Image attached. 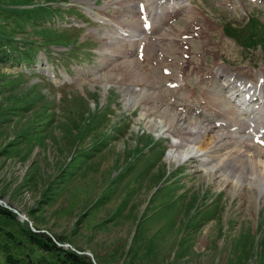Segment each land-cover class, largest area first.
<instances>
[{"label":"rangeland","instance_id":"rangeland-1","mask_svg":"<svg viewBox=\"0 0 264 264\" xmlns=\"http://www.w3.org/2000/svg\"><path fill=\"white\" fill-rule=\"evenodd\" d=\"M137 1L129 0L121 12L118 0H0V198L27 214L37 234L44 231L56 242L89 252L92 256L85 258L97 264H264V195L256 200L233 195L218 176L206 172L229 154L253 161L264 173V158L254 157L264 150L237 144L234 137L243 135L201 117L189 130L195 123L196 129L209 127L211 136L223 134L220 143L226 148L207 168L185 154L171 162V145L180 140L149 126L163 120L161 110L180 113L171 100L183 107L189 103L180 97L187 78L177 68L184 86L170 91L171 96L165 80L174 74L163 78L162 66L152 65L159 58L136 60L142 30L133 12ZM189 1L182 5L191 4L200 19L209 17L213 24L207 23L216 30L209 50H187L193 61L202 56L207 69L213 60L223 64L224 59L227 71L243 72L246 79L264 73L263 1L234 0V7L223 0ZM184 14L176 17L174 28L162 25L157 34L169 28L178 38L181 26L180 34L189 29L188 21H180ZM112 23L132 29L131 36L124 37ZM230 25L237 28L235 38L229 35ZM222 41L221 52L216 46ZM163 48L168 61L173 56L177 63L175 55L181 59L170 42ZM128 61H136V82L122 80ZM187 61L191 65L192 58ZM44 69L56 72L57 83ZM227 77H215L214 86L209 76L203 85L200 76L191 81L235 106L233 95L227 97ZM158 94L161 101H146ZM192 146L184 143L180 150ZM31 226L17 216H0V264H9L8 256L18 264H63L55 250L27 240L23 231Z\"/></svg>","mask_w":264,"mask_h":264},{"label":"bare ground","instance_id":"bare-ground-1","mask_svg":"<svg viewBox=\"0 0 264 264\" xmlns=\"http://www.w3.org/2000/svg\"><path fill=\"white\" fill-rule=\"evenodd\" d=\"M128 1L129 0H118V2L121 3L120 6H122V7H120L121 12L127 11V8H125V5L127 4ZM158 1H165V0H158ZM139 2H144V0H140ZM176 4H179V2H176ZM181 5H179V6H181ZM192 6L195 8V6L193 4H192ZM166 7H167V5H165V7L161 11L162 12L161 17H160L161 25L157 26L156 23H152L151 32H153L155 30H157V31L161 30L162 25H168L169 19H171L173 17L176 18V17H178L179 14H181L183 12H185V14H184V16L182 15L183 17L180 19V21H188L189 29L185 28L183 33L180 34L181 28H183L181 26V28L179 29V32H178V38H175L174 32H173V34L168 33L169 28L172 29V28H174V25H177L178 22L175 21L176 23L173 22L169 25V28L164 29V31L166 30L165 33L161 32L160 34H157V37H154V38H156L155 40H159L158 43L156 42L157 44L155 42H152L151 38H149V40L147 42L145 40H142L140 42L141 43L140 48L143 50L142 62L143 63H145L146 61H147V63L149 61L153 62L152 60H154L153 58H155L153 55L155 52L154 50L162 51V48L166 44V41L170 42L173 46V53L178 51L179 54H181L180 60H181V63L184 62L183 63L184 66L180 65L179 61L177 63L174 62V59H172V62H170V64H167V63L166 64L170 67L177 64L176 66L179 69V73H181V75L183 77L187 78L186 83H185L186 88L188 86H192V91H194L196 93L191 94V91H189L186 94L181 96L182 100L189 101V104H191V106L190 105H184L185 109L183 107V109H184L183 112L187 111L186 114H189V115H186V114L184 115L183 112L173 114L172 113L173 110L170 107L166 108L165 110H163V111L161 110L158 112L160 117L161 118L163 117V120L162 121L161 120L160 121H154V123L152 122L151 125L149 126V129H151L155 133H158L159 135L160 134L164 135L165 132H167V133L173 135L174 137H177L180 140V142H177V143H174L173 145H171L172 156L169 157L171 162L174 159H177L178 154L179 155L185 154L186 156H189V159L195 158V159L199 160L200 162H203L204 166L207 168V165L213 166V163L215 162V160L220 157V155H219V154H221L220 151L222 149H225L227 145H226V143H223V144L220 143V142H223V140L225 139V138L223 139V136H222L223 134H218V135L216 134L217 137H215L214 135L211 136L209 134L210 133L209 127L204 129L203 126L202 127L199 126L196 129V127H197L196 124L201 122L200 117L201 116L216 117V119H222V121L224 122V125L226 127L227 126H236L237 130H239L243 127L242 123H240L238 121L239 116L241 114H247V113L245 111V112H242L240 114L239 110L235 109L236 106H232L230 104L228 105L226 103L227 100L225 99L226 100L225 101L223 99L224 97L222 98V95H219V93L218 94L213 93L214 91L212 90V88L203 87L199 84V82H201V84L205 83L204 82V80H205L204 76H206V75H203V74H211L212 75L214 73L213 74V76H214L218 72L219 73H227L226 68L223 67L222 64H219V62H216L213 60V62L216 66H214V68H209L207 72L200 74L204 70L203 69V61L201 60L202 56H198L200 58V60L197 59V61H193V59H192V62H191V63H193L192 65H190L187 60L182 59V57H183L182 54L183 53L184 54L191 53L187 50L193 49L194 47L195 48L199 47V48H201L200 50H209V48H208L210 46V40L209 39L212 36V34H214V32H216V30L213 29L211 27V25H209L207 23V22H209L210 24H213L210 22V18L209 17H205L204 19L201 18L202 21L199 24V23H197V20H199V18L197 16L198 12L195 11L192 7L189 8V7H187V5H182L181 9L178 8L177 6L168 7V8H166ZM147 10L149 11V8H147ZM170 10L175 15H170L169 14ZM133 12L139 14V12L136 10H134ZM131 27H133V26H131ZM206 28H209V29L204 33ZM194 32L196 33V37L198 39L196 42L201 43L199 46H197L195 41L191 40V38H187V39L181 38L182 34H186L187 37H189ZM203 36H206L207 39L204 40ZM224 43L225 42L222 41V43H220V45H217L216 46L217 50L221 49V52H222V50H224ZM204 44H207L206 47H204ZM115 47L118 50V46L115 45ZM169 50H168V52H169ZM193 51L197 52L196 50H193ZM221 52H217V54H220ZM175 56H177L179 58V55H175ZM166 57L167 56H165V57L163 56L162 58L166 59ZM190 59H191V57H190ZM171 63H173V64H171ZM136 66H137L136 61H131V62L128 61L126 66H123V68H126V72L125 71H124V73L122 72V80L125 79L126 81H129V82H136L134 79L137 77H135L136 75L134 76L133 72H132L134 67H136ZM190 67H192V68H190ZM147 70H150V68H147ZM138 72H140V71H138ZM140 73L142 76L144 75L142 72H140ZM239 73L240 74H234V73L226 74V76H228L229 79L231 77H233V80H232V82H233V81H235L234 78L235 79H243L244 78V77H242V76H244V73L243 72H239ZM147 74H149V73H147ZM172 75H173V73H172ZM196 75L198 77L200 76L201 79L198 78V79H200V81L195 82V84L193 85L192 81L196 77ZM211 75H210V77H211ZM190 76H191V78H190ZM146 77H148V76H146ZM215 77L212 79H215ZM163 78H165V77L163 76ZM171 78H167V79H171ZM175 78L176 79L172 80L171 82L179 81L178 75H176ZM191 79H192V81H191ZM139 80H141V79H139ZM188 80L190 82H188ZM209 81H211V80H209ZM232 82H230L229 84L226 83L227 85H225V88L229 87V85ZM215 83L216 82L213 80L212 86H214ZM216 85H217V83H216ZM252 85L256 86L257 81L255 84H252ZM235 87H237V84L233 85L231 87V89H235ZM222 88H224V86ZM253 95L254 94H252V96ZM187 98H188V100H187ZM190 99H193V100L190 101ZM147 100H149L148 102H150L151 104L156 102V101H158V102L161 101L159 94L156 95L155 97H151V98L148 96V99H146V101ZM248 103H251V101H248ZM225 104H227V106H225ZM154 107H156V106H154ZM156 110L158 111V109H156ZM254 110L256 111L255 106L252 104L249 111H252V113H253V112H255ZM262 113L264 114V112H262ZM247 115H249V114H247ZM193 121L197 122L194 125L195 128L189 130V127H190V125H192ZM260 123H261L260 119L255 120L256 125H259ZM186 135H188L189 137H185ZM197 135H199L201 138L196 137ZM224 137H226V136H224ZM238 142H242V143L244 142L246 144L244 139H241V138L236 139V143L241 144ZM184 143H185V145L192 143L194 146H192L190 148H186L185 151L181 152L180 149L182 147H184ZM247 145L248 144H246V146ZM248 148H250V146L247 147V149ZM249 151H250V149H249ZM227 155L228 156L226 157V160L222 159V163H219L218 165H215L211 168H207L206 172L210 174V177L211 176H218L220 179L219 183L221 182V184L223 186L229 187V190H231V193L233 195H237V194L240 195L241 194L243 197H245L247 199L251 198V199H255V200H256V198L257 199L260 198L261 195H264V173H263V171L256 169L257 165L254 166L253 161L251 162L245 158H241L239 160V159L234 158L232 155L231 156H229V154H227ZM256 156L264 158V152L263 153L257 152L254 154V157H256ZM237 160H239V161H237Z\"/></svg>","mask_w":264,"mask_h":264},{"label":"trees","instance_id":"trees-1","mask_svg":"<svg viewBox=\"0 0 264 264\" xmlns=\"http://www.w3.org/2000/svg\"><path fill=\"white\" fill-rule=\"evenodd\" d=\"M0 216H6L8 218H12L15 220L16 215L10 211L9 209L3 207L0 205ZM39 233V232H38ZM23 235L27 238V240L32 244L39 245L42 249L45 251H56L58 256H60V261L63 264H93L91 260H87L85 257L86 255L78 254L77 252L71 250V249H64L57 244H55L47 235L41 233L37 234L36 232L26 229L23 231ZM9 237L12 239L13 236L9 235ZM14 241V238L12 239ZM17 245L19 242H16ZM62 255V257H61ZM16 259L13 257L8 256L7 262L9 264H18L15 263ZM21 264V263H19Z\"/></svg>","mask_w":264,"mask_h":264},{"label":"water","instance_id":"water-1","mask_svg":"<svg viewBox=\"0 0 264 264\" xmlns=\"http://www.w3.org/2000/svg\"><path fill=\"white\" fill-rule=\"evenodd\" d=\"M0 204H2V205H3L4 207H6L7 209L13 211L14 213H16L17 217H19L20 219H27L29 225H31V221L28 220V218H27L24 214H22L21 212H19L17 209H15V208L9 206V205L6 203V200L0 198ZM32 230H34V228H32ZM39 231H40V230H38V232H39ZM50 236H51V235H50ZM89 255H90V254H89ZM93 262L95 263L94 260H93ZM95 264H97V263H95Z\"/></svg>","mask_w":264,"mask_h":264}]
</instances>
